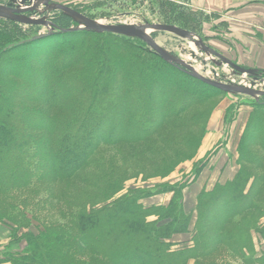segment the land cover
<instances>
[{"label":"trees","instance_id":"16d2710c","mask_svg":"<svg viewBox=\"0 0 264 264\" xmlns=\"http://www.w3.org/2000/svg\"><path fill=\"white\" fill-rule=\"evenodd\" d=\"M62 35L70 39L51 41L47 54L31 52L36 56L2 63V55L33 49L29 44L7 47L14 37H0V67L6 65L7 74L16 77L5 79L0 72V196L32 192L45 175L65 180L83 167L100 169L104 145L146 141L159 125L196 127L213 111L206 114L198 107L221 91L125 36L91 30ZM66 42L67 51L56 59L49 57ZM95 45L97 51H89ZM16 60H29V68L23 62L21 69H15ZM175 81L182 84L177 93ZM107 91L112 94L105 98ZM129 95L139 103L133 104ZM33 101L48 105L49 110L27 103ZM190 107L197 108L189 118L176 120ZM236 113L228 106L225 120L232 121ZM39 119L42 125L33 123ZM205 130L206 126L203 134ZM169 138L159 140L165 149L156 147L158 159L151 161L163 164L156 168L161 177L176 168L179 155L194 145L197 149L200 142L182 136L178 149ZM237 153L235 176L198 194L192 229V214L182 204V189L189 182L159 183L155 192H172L171 200L166 205H145L143 189L120 194L132 169L107 170L87 179L91 189L79 198L71 199L64 190H46L49 208H57L66 222H52L36 234L28 233L25 246L31 248L10 254L0 264H187L190 259L202 263L219 246L242 264H264V252L256 255L252 238L253 233L264 237V99L252 102ZM204 162L195 164L197 172ZM179 232H189L190 240H172Z\"/></svg>","mask_w":264,"mask_h":264},{"label":"rangeland","instance_id":"374dc122","mask_svg":"<svg viewBox=\"0 0 264 264\" xmlns=\"http://www.w3.org/2000/svg\"><path fill=\"white\" fill-rule=\"evenodd\" d=\"M16 1L17 0H0V3L8 4L15 3ZM52 1L65 4L92 19L104 23H127L136 25L148 23L167 24L184 29L190 32L192 37L158 29H152L150 34L167 53L190 64L205 77L223 83L241 84L264 90V71H262L264 70V16H260L258 12L260 8L259 0H252L254 3L251 4V7L254 8L252 11L254 15L249 16H242L243 14L241 13L237 14L230 12L229 9H224L222 12L212 9L210 6L211 2L209 4L208 0ZM262 11H264L263 8ZM20 15L24 18L52 21L56 25L58 23L65 24L67 25L66 28L78 25L77 22L70 17L69 20H62L60 22V17L65 14L58 10L47 9L43 5H40L33 11H23ZM68 32L52 28L48 24L30 25L18 22L5 15H0V37H14L13 39H15V41L7 45V47H14L19 44H29L27 45L28 48L33 49L27 53L28 50L24 51L22 48L14 50L10 55H2L1 60L3 61H1V63L13 57L17 58L26 55L33 57L36 55L40 56L47 54V50H49L52 45L50 44L51 41L70 39L68 37L65 38L62 35ZM51 35L55 36L52 39H48V36ZM122 36L131 39L136 45L150 49L145 42L134 36ZM198 38L202 40L204 45L210 47L222 57L231 60L241 67L253 69L254 72L251 74L245 73L225 63L221 57L205 50L200 44H198L195 41ZM70 42L76 45L78 43L75 39H72ZM67 44L68 42H66L65 46H62L56 54H53L52 56L50 55L49 57H54L55 59L60 57L58 56L60 52L63 53L68 50L69 44ZM96 49L97 46L95 45L92 49H89V51L93 50L92 52H95L97 51ZM31 52L36 53V55ZM73 54H70L69 58L73 57ZM77 56L79 57V54H76V57ZM23 62L24 64H27L29 68V60H24ZM23 62L22 60H16L14 68L17 70L19 68L21 69ZM7 70L6 65L0 67L2 76L5 79L16 80V77L7 74ZM23 83L28 84L25 79L23 80ZM174 85L175 93L179 92L182 88V84L176 82ZM34 88L32 90L34 91L33 94L38 95L39 91ZM26 91H28V87ZM219 92L220 93H214L208 98L206 102L198 107V110L206 109L207 114V111H211V109H219L221 108V104L230 102L229 108L230 110L232 109V113L237 111V109L246 112V109L251 110L252 102L264 99V97L254 99L245 94L225 92L222 90ZM111 94L112 91H107L105 98H108ZM129 97L132 98L131 100L133 104L139 103L136 97L130 95ZM227 99L229 101H227ZM27 103L40 109L49 110L48 105H44L39 101ZM141 103H143V101H141ZM195 108L197 107H190L188 110L178 115L176 120L189 118L191 114H193ZM142 109L146 110V108ZM210 115L206 116V118L202 120V123L200 120L199 125L196 127L186 125L179 128H171L164 124L157 126L154 132H152L150 139L146 141L104 145L100 159L103 165L100 169H96L95 167H83L80 168L72 178L65 180H56L51 177H46L47 175H45L42 177L43 179L41 182L36 183L33 188H31L32 192L22 191L20 194L15 193L12 196H0V201L3 200L1 203L3 208L0 209V260L3 261L9 259V256H11L10 254H20L29 250L31 246H25V242H27L26 238L28 239V237H26L28 233L33 232V234H36L40 229L52 222H66V220L62 218L63 216L58 213L57 208H49V202L51 201L45 198L47 194L46 190H64L69 194L71 199H73V197L79 198L85 194L89 188L91 189L87 183V179L98 176V174L107 170L122 172L132 169L133 174L132 176L130 174V177L125 180L120 194L130 191L131 189H143L144 192H147V195L143 196L142 202L147 205V201L154 200L155 195L158 194V192H155V188H157L161 182L182 180L184 182L193 183L196 177L201 173L206 160L208 159H199L196 156L202 145V135L204 136L203 131L205 126L207 130ZM33 123H37L40 126L42 125V120L39 119ZM39 133H42V131H39L38 134ZM186 135L194 137L196 140H200L199 147L196 149L194 145L191 149L185 150V155L178 156L177 162L175 163L177 166L171 173L164 177L158 176L156 168L160 166L163 167V164L159 162V160L155 162L156 165L151 164V161L158 159V152L155 148L159 146L160 148L165 149V146L160 141L163 137H170L169 141L175 145L174 147H178L179 149L177 142L182 136ZM198 161L200 163L205 162L197 172L195 164ZM45 164L48 166L47 164L49 163L45 162ZM196 172L197 174H195ZM149 218L152 219L154 217L150 216ZM179 234L182 236L177 238V236L174 235L172 240L178 239V241H185V239H187V232H179L178 235ZM221 259L226 263L220 261ZM192 262L195 264L194 261ZM197 264H242V262L234 253L232 254L225 247L219 246L216 247L210 255L206 256L202 263L200 262Z\"/></svg>","mask_w":264,"mask_h":264},{"label":"crops","instance_id":"0c3cea01","mask_svg":"<svg viewBox=\"0 0 264 264\" xmlns=\"http://www.w3.org/2000/svg\"><path fill=\"white\" fill-rule=\"evenodd\" d=\"M212 9L222 12L224 9H229L230 12L237 14H243L242 16L254 15L252 13L254 3L252 0H208ZM259 14L264 16V0H259ZM257 8V6H256ZM245 14V15H244ZM227 101H229L227 99ZM230 102L221 104V108L213 110L209 117L207 130L203 136L202 145L197 153V158L206 159L205 166L201 173L196 177L193 183H188L182 189V204L183 209L187 212H191V220L189 229H192L196 218L195 206L197 202V196L203 189L210 190L217 183L224 184L228 180H231L239 165L237 162V144L241 136L242 130L246 124L250 110L246 109L243 112L241 109H237V113L232 121L225 120V112ZM167 179V178H166ZM169 181V182H174ZM173 196L172 192H163L155 195L154 200L147 201V205L150 204H168ZM152 199V198H151ZM264 222V217L261 219ZM187 239L185 241L176 239V242H188L190 239V233L187 232ZM180 237L181 234H175ZM174 237V236H173ZM253 242L255 245L256 255H260L264 252V237L253 233ZM193 259H190L187 264H193ZM197 264V263H195Z\"/></svg>","mask_w":264,"mask_h":264},{"label":"water","instance_id":"95a60500","mask_svg":"<svg viewBox=\"0 0 264 264\" xmlns=\"http://www.w3.org/2000/svg\"><path fill=\"white\" fill-rule=\"evenodd\" d=\"M28 4V6H27ZM24 5V7H23ZM40 5L45 6L47 9L51 10H58L61 11L63 14L67 15L68 17L72 18L74 21L77 22V26L70 27V28H58V26L53 23L52 21H46L44 19H30L24 18L20 14L23 11H33L37 9ZM0 15H5L7 17L13 18L14 20L26 23V24H38V25H45L48 24L52 28L60 29L61 31L68 32V31H82V30H91L96 33L108 32V33H115V34H122L126 36H134L143 42H145L152 51L159 55L164 61L176 65L190 76L211 85L219 90L225 92H233L239 94H245L254 99H259V97H264V90L263 89H256L249 86L241 85V84H230V83H223L218 80H213L208 77L201 75L193 66L184 62L183 60H179L169 53H167L151 36L150 31L152 29L155 30H167L176 33L183 34L185 36L192 37V34L184 29H181L176 26H171L167 24H143V25H136V24H127V23H119V24H109L104 23L101 21H97L92 19L83 13L59 2H55L52 0H17L15 3H8L2 4L0 3ZM198 44H200L205 50L210 51L217 56L221 57L225 63L231 65L232 67L245 72V73H253L254 70L250 68H244L236 63L232 62L231 60L222 57L219 53L215 52L210 47L203 44L202 40L198 38L195 40ZM264 71V70H262Z\"/></svg>","mask_w":264,"mask_h":264}]
</instances>
